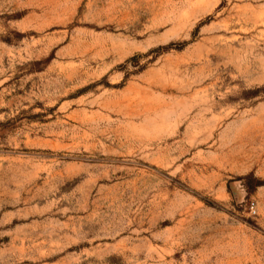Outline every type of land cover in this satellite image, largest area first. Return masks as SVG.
<instances>
[{
	"label": "rangeland",
	"instance_id": "rangeland-1",
	"mask_svg": "<svg viewBox=\"0 0 264 264\" xmlns=\"http://www.w3.org/2000/svg\"><path fill=\"white\" fill-rule=\"evenodd\" d=\"M0 264H264V0H0Z\"/></svg>",
	"mask_w": 264,
	"mask_h": 264
}]
</instances>
